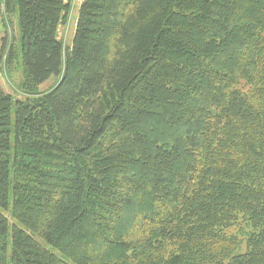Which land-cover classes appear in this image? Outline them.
Masks as SVG:
<instances>
[{
	"label": "trees",
	"instance_id": "trees-1",
	"mask_svg": "<svg viewBox=\"0 0 264 264\" xmlns=\"http://www.w3.org/2000/svg\"><path fill=\"white\" fill-rule=\"evenodd\" d=\"M0 6V264H264V0Z\"/></svg>",
	"mask_w": 264,
	"mask_h": 264
},
{
	"label": "rangeland",
	"instance_id": "rangeland-1",
	"mask_svg": "<svg viewBox=\"0 0 264 264\" xmlns=\"http://www.w3.org/2000/svg\"><path fill=\"white\" fill-rule=\"evenodd\" d=\"M82 0H69L71 4V10L69 14V19L65 25H62L58 28L57 38L64 47L71 46L73 42V37L75 33V27L78 19L79 8L81 6ZM18 21V12L15 11L14 14H6L4 12L3 6H0V37L4 38L7 41V44H11L14 50L15 58L14 60L6 66L1 65L0 67V87L5 94L11 96L12 106H11V118H14L15 102L17 100L25 99L24 94L22 93V65H21V51H20V33L17 25ZM6 56L3 58L5 61ZM57 78H51L49 81L45 82L38 87L39 93H44L49 91L56 83ZM11 203V198H10ZM12 225V220L10 218L9 212L0 210ZM57 254V252H53Z\"/></svg>",
	"mask_w": 264,
	"mask_h": 264
}]
</instances>
